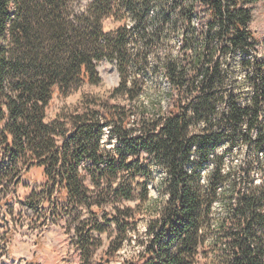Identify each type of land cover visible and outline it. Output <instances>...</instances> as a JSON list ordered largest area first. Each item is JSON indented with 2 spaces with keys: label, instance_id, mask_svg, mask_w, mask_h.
<instances>
[{
  "label": "trees",
  "instance_id": "obj_1",
  "mask_svg": "<svg viewBox=\"0 0 264 264\" xmlns=\"http://www.w3.org/2000/svg\"><path fill=\"white\" fill-rule=\"evenodd\" d=\"M258 1L0 0L5 202L41 170L23 206L43 226L66 224L82 264L110 223L109 255L131 243L136 213L147 216L145 241L128 264H264V38L250 31ZM108 18L124 23L105 34ZM103 62L120 78L105 102L46 122L53 93L98 85Z\"/></svg>",
  "mask_w": 264,
  "mask_h": 264
},
{
  "label": "rangeland",
  "instance_id": "obj_2",
  "mask_svg": "<svg viewBox=\"0 0 264 264\" xmlns=\"http://www.w3.org/2000/svg\"><path fill=\"white\" fill-rule=\"evenodd\" d=\"M253 7V20L250 24V31L254 39L260 42L264 38V0H259ZM124 22L114 21L108 18L102 23V30L105 34L114 33ZM173 47L178 46V39L172 41ZM261 45V44H260ZM256 46L259 56H262L261 46ZM97 72L100 83L98 85H82L73 89L66 95L55 91L46 110V122L56 118L70 119L75 113L81 112L86 106L93 103H104L112 90L118 86L120 78L114 65L108 62L101 63ZM239 75V73H238ZM159 87L165 91L167 84L159 81ZM113 103V102H112ZM122 103V102H120ZM93 107V106H92ZM102 143H105L106 150L115 146L114 140H108L109 128L103 129ZM226 149L225 144L219 146L217 151L221 153ZM244 152L241 150L234 157L235 162L243 160ZM264 159V156H263ZM157 178V173L153 172ZM41 170L31 169L22 182L16 188L12 199L5 202L8 195L0 194V264H82L80 254L73 245V234L67 230V225L60 223L57 226H43L42 222L36 219L32 210L23 206V202L31 191H38L42 184ZM256 182L259 177H255ZM142 177H136L133 187L136 189L135 196L141 190L137 184L143 183ZM255 182V183H256ZM148 185L150 196L156 197V193ZM136 201H124L122 206L131 211L136 209ZM106 212H110L109 209ZM109 217V216H108ZM146 215L135 214V233H127L131 243H124L122 249L114 256L109 255V247L115 234V226L110 223L105 226V232L97 235L96 247L90 256L87 264H128L134 262L142 253V242L145 241ZM202 263H208L202 260Z\"/></svg>",
  "mask_w": 264,
  "mask_h": 264
}]
</instances>
